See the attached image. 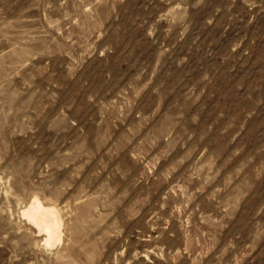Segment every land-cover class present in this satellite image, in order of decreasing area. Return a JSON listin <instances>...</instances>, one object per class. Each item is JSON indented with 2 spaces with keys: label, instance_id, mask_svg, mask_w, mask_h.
Returning a JSON list of instances; mask_svg holds the SVG:
<instances>
[{
  "label": "rangeland",
  "instance_id": "rangeland-1",
  "mask_svg": "<svg viewBox=\"0 0 264 264\" xmlns=\"http://www.w3.org/2000/svg\"><path fill=\"white\" fill-rule=\"evenodd\" d=\"M0 264H264V0H0Z\"/></svg>",
  "mask_w": 264,
  "mask_h": 264
},
{
  "label": "bare ground",
  "instance_id": "bare-ground-1",
  "mask_svg": "<svg viewBox=\"0 0 264 264\" xmlns=\"http://www.w3.org/2000/svg\"><path fill=\"white\" fill-rule=\"evenodd\" d=\"M22 213L38 231L45 234L44 241L47 245H53L61 240L62 220L55 205L45 204L37 196H33Z\"/></svg>",
  "mask_w": 264,
  "mask_h": 264
}]
</instances>
